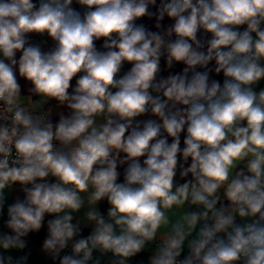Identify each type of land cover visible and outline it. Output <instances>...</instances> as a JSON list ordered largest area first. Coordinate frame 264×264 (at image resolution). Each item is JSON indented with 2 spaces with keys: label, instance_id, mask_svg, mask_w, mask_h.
I'll return each mask as SVG.
<instances>
[{
  "label": "clouds",
  "instance_id": "9594fccd",
  "mask_svg": "<svg viewBox=\"0 0 264 264\" xmlns=\"http://www.w3.org/2000/svg\"><path fill=\"white\" fill-rule=\"evenodd\" d=\"M262 81L264 0H0V264H264Z\"/></svg>",
  "mask_w": 264,
  "mask_h": 264
},
{
  "label": "crops",
  "instance_id": "0c3cea01",
  "mask_svg": "<svg viewBox=\"0 0 264 264\" xmlns=\"http://www.w3.org/2000/svg\"><path fill=\"white\" fill-rule=\"evenodd\" d=\"M158 5H159V0H157V6ZM72 7L74 9H76L77 11H80L81 13H83V11H84V9H82L81 6L78 4L74 3L72 5ZM150 11L156 12V8L150 7ZM137 23L143 24L150 31H158L155 28V24H156L155 17H152V18L143 17L140 20H138ZM161 23L164 27H166V26L170 25L171 23H173V21H171L170 19L165 17V19ZM200 38L205 39V37L203 36L202 33L200 34ZM30 42H32L34 44H39L41 46V48L45 51L49 50L50 48H52L54 46L53 41H51V39L48 38L46 35L45 36L32 35L30 37ZM102 44H103V40L96 42V46H97L98 50L104 51V49L102 48ZM130 67H131V65L128 64L127 62H125L124 66L121 70L120 75H123L125 72H127L130 69ZM183 67H184V65H182V64H176L172 69H168L166 67V63H165L164 58H162L161 59L160 76L161 77H167L170 73L181 72ZM210 67H211V65H210ZM210 75L212 76V78L218 79L222 83V81H223L222 74H221V76H215L214 73L210 74ZM18 79H19V83H20L21 88H22V95H27V88L30 87V85L23 78L18 77ZM75 79L76 78H74L72 81L73 86L75 85ZM260 88H264V81H262L260 83V85L257 87V91H259ZM37 99H38V97H33L34 101ZM55 105H56V102L51 101L45 107L46 108L52 107L55 110ZM149 118L155 119V117H149V116L140 117L139 119L146 120ZM57 120H58V116L54 114L53 115V122H56ZM169 142H171L170 139H169ZM181 147H183V135L181 137ZM118 170L121 171V173L123 172V168L118 169ZM176 179L180 182H183L180 180L179 175H177ZM121 180H122V176H121ZM7 196H8V199L6 201V205L11 204L17 196H19L20 198H23L22 193L20 192L18 185L16 186V188L13 192L7 193ZM107 207H108V205L106 204V202H102L100 205V210L106 211ZM182 213H183V209L174 208L171 210L170 215H172L173 218L175 219V218H178L180 215H182ZM6 218L7 217H6V208H5L4 216L2 218H0V230L7 231V229L3 227V221ZM88 232H89V229L85 228L84 234L87 235ZM45 235H46V229H42L39 233H32L27 238L28 246L25 250H23V251L13 250L11 253H6L5 255H12L14 260L19 259V258L27 255L28 259L26 262H24V264H52L51 259L46 254H44L42 251V241H43V238L45 237ZM148 255H149L148 252L141 253V254L137 255L136 257H134L130 261V264H147V256ZM107 260H108L107 257H102L101 258V264H107Z\"/></svg>",
  "mask_w": 264,
  "mask_h": 264
}]
</instances>
